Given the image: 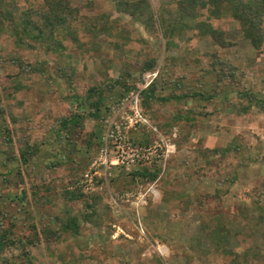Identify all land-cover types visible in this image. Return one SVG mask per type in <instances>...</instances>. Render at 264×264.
Returning a JSON list of instances; mask_svg holds the SVG:
<instances>
[{
  "label": "rangeland",
  "instance_id": "obj_1",
  "mask_svg": "<svg viewBox=\"0 0 264 264\" xmlns=\"http://www.w3.org/2000/svg\"><path fill=\"white\" fill-rule=\"evenodd\" d=\"M69 1L79 10L73 27L86 16L107 14L111 20L119 17L130 25L133 42L127 47V57L118 60L103 50L108 47L104 39L97 41L101 52L88 51L93 38L81 29L77 36L85 47L79 50L66 41L67 49L60 55L42 48L19 50L8 35L0 36V108L7 112L0 128V232L5 222L14 224L7 235L11 246L0 254V264H227L229 260L206 235L216 228L218 218L235 226L237 235L253 234L242 242L241 235L231 238L230 247L241 252L258 244L264 254V221L258 222L251 211L253 201L264 206V105L240 95L252 94L264 103V47L252 50L238 39L235 22H218L217 28L235 35V46L218 54L239 69L232 82L225 80L224 87H216L212 76L205 74L210 63L206 55L218 49L209 39L191 35L178 51L165 54L174 57L166 61L160 36L148 34L117 13L112 0ZM172 1L150 0L154 8ZM14 3L20 11L32 13L46 7L43 0ZM105 57L112 62L109 70L102 64ZM151 58L167 64L161 70L164 81L158 85L163 91L155 93L168 102L153 103L156 121L146 115L157 133L140 128L127 136L135 144L154 146L157 141L161 156L165 147L159 139L165 137L169 153L159 163L135 164L128 173L146 168L158 172L157 178H136L129 183L113 169L106 181L96 180L92 191H84L80 187L83 176L101 148L102 120L133 92H124L116 81L130 71L126 84L136 86L141 79L139 65ZM68 63L74 72L70 66L63 69ZM176 79L181 87L172 85ZM18 80L23 87L15 91ZM93 88L102 91L99 118L92 115L98 96ZM169 93L199 96L169 100ZM140 107L143 110L141 103ZM177 114L181 119L175 121ZM76 115L82 117L83 129L75 126L70 133L61 129L60 121ZM34 141L40 144L37 155L21 164L20 149ZM230 145L235 148L225 154L224 148ZM213 149L219 150L217 156L203 155ZM71 190L79 192L71 204L76 228L63 232L54 220V205L60 206L62 194ZM96 195L110 210L94 226L83 219L92 211L88 204L95 198L98 203ZM246 215V221L239 222ZM32 225L36 235L30 230ZM257 264H264V259Z\"/></svg>",
  "mask_w": 264,
  "mask_h": 264
},
{
  "label": "trees",
  "instance_id": "obj_2",
  "mask_svg": "<svg viewBox=\"0 0 264 264\" xmlns=\"http://www.w3.org/2000/svg\"><path fill=\"white\" fill-rule=\"evenodd\" d=\"M15 0H0V36L2 39L8 35L13 42L15 48L19 50H35L42 48L48 53L62 54L66 51L64 43L69 41L74 46L81 50L85 47V43L81 41L79 35L77 36L78 29L83 30L82 34L92 36L90 42L93 52H101V45L97 44L98 40H107L108 47L104 48L106 52H112L114 58L123 60L128 55L127 47L133 42L131 34V27L129 24L122 21L117 17L113 20L109 19L107 14H100L95 17H87L85 20L77 23V27H73L75 24V18L77 17L79 10L70 6L69 0H43L45 4V10L40 13L31 12V10L20 11L14 3ZM115 5L117 13H121L130 18L132 23L139 24L150 35L160 36L163 45L164 59L168 61L173 59V56H166V53L171 51H178L181 45L187 44L192 36L198 39L207 38L210 40L213 47H217L215 51L208 53L207 58H210L208 69L205 74L212 76L216 87L223 86L224 81L232 82L235 74L238 72V67L230 59L221 57L218 52L228 51L234 47L232 42L235 38L234 34L227 35L223 30L217 28L218 22L233 21L238 25V39L245 41L250 45L252 50L261 51L264 47V0H173L166 5H159L154 8L150 0H112ZM192 35V36H191ZM142 42V41H140ZM143 43V42H142ZM96 50V51H95ZM107 62V63H105ZM106 70L111 69L112 62L105 57L102 62ZM21 65V64H20ZM167 67V64L160 65V63L151 58L146 59L139 65V84H143L142 77L150 72L158 70V75L155 80L144 90L141 91V104L145 115H149L152 120L156 121V113L153 110V103H164L168 100L156 94L157 90L163 91L158 85L164 81L161 77L163 66ZM70 66V69L74 72V68L71 63L63 69ZM162 70V71H161ZM62 74V73H61ZM66 78V74H64ZM131 72L128 71L124 77L119 78L116 81L117 85H122L124 92L139 90L142 86L127 85ZM231 78V79H230ZM181 81V80H180ZM170 82V81H167ZM168 85V84H166ZM175 88L181 87L178 79L172 82ZM23 86L20 85L19 80L15 82L14 90L19 91ZM106 88H109L106 85ZM175 88H172L175 90ZM94 89V88H93ZM98 93L97 99L92 104L95 107L93 116L99 118L98 115L99 106L101 104L102 94ZM92 93L94 91L92 90ZM126 93V94H127ZM93 95V94H92ZM198 95V94H197ZM195 93L188 94L182 93L180 96H175L169 93V100L175 99H193L197 97ZM241 96L250 97V102H255L257 106L262 107L264 103L261 99L255 97L252 94L241 93ZM96 96V95H95ZM199 96V95H198ZM7 112L0 108V128H2L1 122L5 119ZM98 115V116H97ZM181 119V116L177 114L175 121ZM153 121V122H154ZM104 119L101 126H103ZM155 123V122H154ZM82 117L80 115L74 116L68 120L64 118L59 122L61 129H65L70 133L71 128L75 126L81 127ZM8 141H10L8 137ZM25 148L20 149L19 158L20 163L23 165L28 164L37 155L40 144L34 141L32 144H26ZM235 146L230 145L229 148H224L225 154L232 151ZM218 149H213L209 152H203V155L216 154ZM217 156V154L215 155ZM208 157V156H207ZM206 157V158H207ZM15 158L12 157L11 160ZM124 176V179H128L129 183L133 182L136 178L141 180L154 181L158 172H149L146 168H139L133 172L124 170L123 168H117ZM121 175V176H122ZM119 177V176H118ZM117 177V178H118ZM103 179L98 180L101 181ZM115 180H112L114 182ZM97 182V183H98ZM102 182V181H101ZM79 192L65 191L62 194L63 202L60 206L54 205L56 215L54 220L59 224L60 229L63 232L68 230L73 231L75 227L74 223V210L71 204L79 197ZM185 195V194H183ZM98 199H93V204H88V209L92 210L90 214H85L83 222L92 223L94 226L102 223L104 216L109 212V205L103 201L104 199L100 195H96ZM36 200L38 197H35ZM39 201V200H38ZM246 209V207L244 208ZM252 215L259 218L258 222L264 221V206L259 201H253L251 203ZM77 214L79 213L76 212ZM80 212V216H81ZM77 216V215H76ZM217 219V218H216ZM247 215L243 216L242 221L245 222ZM216 228L211 230L206 235L211 239L213 246L217 252L221 253L225 259L229 260L227 264H257L264 259V254L260 251V245H250L248 248L243 249L240 252L234 247H230V239L238 238L241 234H235L236 227L231 228L228 224H225L221 218L217 219ZM5 225V226H4ZM3 225V232H0V254H2L9 246L11 241L7 235H10L14 224L5 222ZM256 226V224H255ZM253 226L249 227L251 232ZM31 232L36 235L35 227L30 226ZM233 234V235H232ZM236 235V236H235ZM253 234L241 235V240H249ZM30 236L27 237V242L30 244ZM235 240V239H234ZM198 249V248H197ZM201 250V248H199ZM205 250L201 251L202 253ZM205 254V253H204Z\"/></svg>",
  "mask_w": 264,
  "mask_h": 264
},
{
  "label": "built area",
  "instance_id": "obj_3",
  "mask_svg": "<svg viewBox=\"0 0 264 264\" xmlns=\"http://www.w3.org/2000/svg\"><path fill=\"white\" fill-rule=\"evenodd\" d=\"M157 75L158 70L145 74L142 88L124 97L116 108H111L110 115L103 122L104 131L98 156L84 174V180L80 184L84 191H92L96 180L106 181L113 169L121 167L129 171L135 164L146 161L159 163L161 158H166L169 148L166 144L168 139L165 137L161 136L159 139L165 147L161 156L159 154L161 146L156 143L157 141H154V146L141 145L138 142L136 144L131 142L127 136L130 130L140 128L157 133V128L152 125L140 107L141 91L146 89Z\"/></svg>",
  "mask_w": 264,
  "mask_h": 264
},
{
  "label": "bare ground",
  "instance_id": "obj_4",
  "mask_svg": "<svg viewBox=\"0 0 264 264\" xmlns=\"http://www.w3.org/2000/svg\"><path fill=\"white\" fill-rule=\"evenodd\" d=\"M161 250V249H160ZM162 252V251H161Z\"/></svg>",
  "mask_w": 264,
  "mask_h": 264
}]
</instances>
